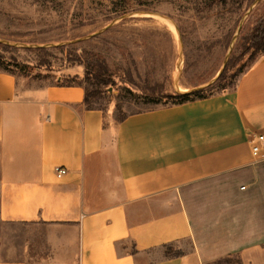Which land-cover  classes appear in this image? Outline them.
Segmentation results:
<instances>
[{"label": "crops", "instance_id": "1", "mask_svg": "<svg viewBox=\"0 0 264 264\" xmlns=\"http://www.w3.org/2000/svg\"><path fill=\"white\" fill-rule=\"evenodd\" d=\"M85 94L0 69V264H264V54L230 90L122 121Z\"/></svg>", "mask_w": 264, "mask_h": 264}, {"label": "rangeland", "instance_id": "2", "mask_svg": "<svg viewBox=\"0 0 264 264\" xmlns=\"http://www.w3.org/2000/svg\"><path fill=\"white\" fill-rule=\"evenodd\" d=\"M261 24L264 0H0V69L58 84H69L63 72H77L91 105L117 120L173 103L176 93L234 88L264 54L250 61ZM98 63L112 79L102 94L85 79ZM224 66L233 74L227 85L217 78ZM217 260L209 264H241L239 255Z\"/></svg>", "mask_w": 264, "mask_h": 264}, {"label": "trees", "instance_id": "3", "mask_svg": "<svg viewBox=\"0 0 264 264\" xmlns=\"http://www.w3.org/2000/svg\"><path fill=\"white\" fill-rule=\"evenodd\" d=\"M251 40V44L250 47L252 49V55L250 58V61H252L253 59L256 58L257 53L259 52H264V24H261V26H259L257 28V31L252 35ZM254 61V60H253ZM95 69H93V73H87V75L85 74V79H89L91 80V83L98 86L97 90L99 94H102L104 92V90L102 89L101 86L106 87L107 85H109L112 81L111 79V74L108 75L107 73L109 72L108 68L106 67V65L104 63H98L95 66ZM249 67V66H248ZM7 70V69H5ZM9 71V70H7ZM245 70L240 71L241 75ZM10 72V71H9ZM228 70L226 69L219 77H218V81L219 82H223L225 85H227V83L230 81V79L232 78L233 74H227ZM67 79L69 80V84H73L76 82V80L81 79V77L79 75H73V76H67ZM79 84H82L81 82H79ZM226 87V86H223ZM85 88V99H84V103L86 105L87 108L89 109H93V108H98V107H93L91 105V98H92V92L88 89V87H86L84 85ZM195 94H197L198 96L191 98V96H194ZM207 96L201 95L200 92H186V93H176L172 95V99H173V103L167 104V105H176V104H181V103H185L188 101H192L195 99H200V98H205ZM164 105V106H167ZM102 109V108H100ZM126 116L122 117V118H118L117 121H122ZM173 248V246H168L167 248ZM168 253L170 254L171 252L168 251ZM234 255H229L227 257H223L221 259H218L217 262L221 263V262H227L229 261ZM242 264V261H241Z\"/></svg>", "mask_w": 264, "mask_h": 264}, {"label": "built area", "instance_id": "4", "mask_svg": "<svg viewBox=\"0 0 264 264\" xmlns=\"http://www.w3.org/2000/svg\"><path fill=\"white\" fill-rule=\"evenodd\" d=\"M252 149L255 154H258L262 150V146L264 144V135L258 134L255 135L252 140ZM68 169L66 167H56V174L58 177L63 176L66 174Z\"/></svg>", "mask_w": 264, "mask_h": 264}, {"label": "bare ground", "instance_id": "5", "mask_svg": "<svg viewBox=\"0 0 264 264\" xmlns=\"http://www.w3.org/2000/svg\"><path fill=\"white\" fill-rule=\"evenodd\" d=\"M164 23H165V22H164ZM170 25L172 26L173 29L176 30V27H175L174 23L170 22ZM172 28L170 29V27H169V30H173ZM174 32H175V31H174ZM177 35H178V34H177ZM177 35H176L175 37H177ZM180 91H184V90L180 89Z\"/></svg>", "mask_w": 264, "mask_h": 264}, {"label": "water", "instance_id": "6", "mask_svg": "<svg viewBox=\"0 0 264 264\" xmlns=\"http://www.w3.org/2000/svg\"><path fill=\"white\" fill-rule=\"evenodd\" d=\"M225 66L223 67V69L221 70V72L218 74L217 78L221 75V73L223 72Z\"/></svg>", "mask_w": 264, "mask_h": 264}]
</instances>
